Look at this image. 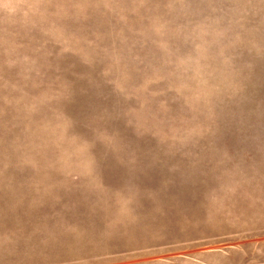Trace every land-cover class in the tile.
Returning a JSON list of instances; mask_svg holds the SVG:
<instances>
[{
    "label": "rangeland",
    "instance_id": "obj_1",
    "mask_svg": "<svg viewBox=\"0 0 264 264\" xmlns=\"http://www.w3.org/2000/svg\"><path fill=\"white\" fill-rule=\"evenodd\" d=\"M0 264H264V0H0Z\"/></svg>",
    "mask_w": 264,
    "mask_h": 264
}]
</instances>
